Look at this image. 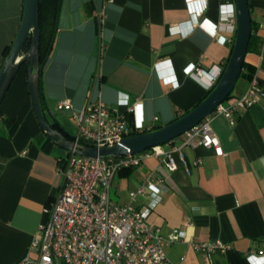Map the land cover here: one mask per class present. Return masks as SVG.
Instances as JSON below:
<instances>
[{
	"label": "crops",
	"instance_id": "obj_1",
	"mask_svg": "<svg viewBox=\"0 0 264 264\" xmlns=\"http://www.w3.org/2000/svg\"><path fill=\"white\" fill-rule=\"evenodd\" d=\"M102 2L44 0L41 6L40 21L53 37L39 74L40 104L48 124L71 141L77 133L72 111H57L59 101L69 100L78 113L100 100L138 129L131 136L154 131L207 97L235 40L234 0H114L99 35L94 14ZM248 6L257 50L246 53L225 105L242 96L256 75L264 90V0H248ZM22 13L23 0H0V67ZM231 14L234 23L226 18ZM26 75L23 65L0 103V264H21L31 255V239L47 220L43 211L56 202L64 158L71 155L40 130ZM233 119L211 117L222 156L182 147L183 159L175 156L173 172L149 156L111 181L112 201L138 211L150 208L146 223L163 236L181 232L187 240H220L230 248L208 259L178 242L165 247L171 264H264L247 259L250 252L264 251V99ZM181 137L158 147L169 152L181 145ZM148 180L161 188L160 197L131 200L130 193Z\"/></svg>",
	"mask_w": 264,
	"mask_h": 264
},
{
	"label": "built area",
	"instance_id": "obj_2",
	"mask_svg": "<svg viewBox=\"0 0 264 264\" xmlns=\"http://www.w3.org/2000/svg\"><path fill=\"white\" fill-rule=\"evenodd\" d=\"M113 2L103 0L95 11L99 35L105 25L106 8ZM226 18L235 22L233 14ZM170 30L174 33L173 28ZM201 73L203 71L197 70V75ZM257 79V75L254 76L245 93L233 103L218 105L210 116L186 131L181 137V145L169 152L154 147L118 159H90L74 154L64 158V168L61 170L63 182L56 202L43 211L47 220L38 225V231L31 239V255L21 264H171L165 247L178 242L186 243L193 251L202 253L208 259L216 252L229 251V246L220 240H187L181 232L163 236L159 228L146 223L150 208L138 211L131 203H114L110 187L118 171L134 168L149 156L161 159L170 172L177 168L175 156L183 159L182 147L212 149L216 156H222L223 150L212 129L211 117L222 116L233 123L235 112L246 111L257 105L258 99H264V90ZM56 109L72 111L71 117L77 128L75 141L85 142L89 147H111L134 132H139L127 123L124 116L109 110L100 100L88 103L78 113L73 111L69 100L59 101ZM147 194L159 198L161 188L153 180H148L129 196L135 200L137 196ZM259 258L264 259V251L247 254L248 260Z\"/></svg>",
	"mask_w": 264,
	"mask_h": 264
},
{
	"label": "water",
	"instance_id": "obj_3",
	"mask_svg": "<svg viewBox=\"0 0 264 264\" xmlns=\"http://www.w3.org/2000/svg\"><path fill=\"white\" fill-rule=\"evenodd\" d=\"M38 6L39 0H23V13L18 32L0 67V103L21 66L26 65L27 86L40 130L58 147L78 157L90 159H118L163 146L206 119L232 93L240 77L251 36L252 25L248 0H234L236 31L231 55L220 79L207 97L187 114L164 127L121 139L111 147L97 149L81 145L76 141L66 140L63 133L52 129L44 117L39 89V74L42 70L39 67L40 7ZM28 42L29 46L24 50Z\"/></svg>",
	"mask_w": 264,
	"mask_h": 264
},
{
	"label": "trees",
	"instance_id": "obj_4",
	"mask_svg": "<svg viewBox=\"0 0 264 264\" xmlns=\"http://www.w3.org/2000/svg\"><path fill=\"white\" fill-rule=\"evenodd\" d=\"M53 1H56V0H53ZM223 1L227 2L229 0H223ZM230 1H233V0H230ZM43 4H44V0H39V6L38 7H40V18H41L42 14H43V12H42L43 9L41 7ZM51 32L52 31H49V33L48 32L46 33V30L44 29V26L42 25V23L40 21V41H39V47L38 48H39V67H40L41 70L44 68V66L48 62L49 51H50L51 46H52V37H53ZM28 46H29V42L26 43V45L24 47V50H26L28 48ZM9 48H8V50H9ZM256 50L257 49H254L252 47V39L250 37V40H249V43H248V47H247V52L248 53L249 52H254L255 53ZM7 54H8V51H7ZM6 55H5V57H6ZM244 66L245 65L243 64L242 65V70L244 69ZM247 76L250 77L251 74L249 73ZM41 107H42V104H41ZM42 109H43V107H42ZM51 127H52V129H54L53 126H51ZM60 131H62V130L60 129ZM62 132H63V135L65 136L66 140L67 139L68 140H74V138L71 137L67 132L66 133L64 131H62ZM134 134H136V132H134ZM79 143L81 145L88 146V144L85 143V142H81L80 141Z\"/></svg>",
	"mask_w": 264,
	"mask_h": 264
}]
</instances>
